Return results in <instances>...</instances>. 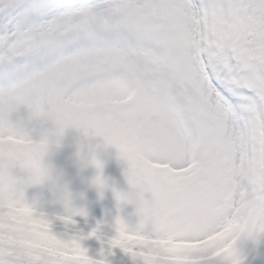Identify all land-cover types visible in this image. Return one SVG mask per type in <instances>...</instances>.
<instances>
[{
    "label": "snow or ice",
    "instance_id": "obj_1",
    "mask_svg": "<svg viewBox=\"0 0 264 264\" xmlns=\"http://www.w3.org/2000/svg\"><path fill=\"white\" fill-rule=\"evenodd\" d=\"M0 264H264V0H0Z\"/></svg>",
    "mask_w": 264,
    "mask_h": 264
},
{
    "label": "rangeland",
    "instance_id": "obj_2",
    "mask_svg": "<svg viewBox=\"0 0 264 264\" xmlns=\"http://www.w3.org/2000/svg\"><path fill=\"white\" fill-rule=\"evenodd\" d=\"M102 151L106 154L101 155L104 161L102 176L109 181L121 183V168L115 159V150L109 148ZM56 152L59 154L52 157V163L63 171L64 179L75 197V203L86 209L90 222L103 217L106 211L113 207L114 201L110 190H105L101 197L97 188L91 183L96 169L90 166L81 169L78 166L75 143L72 140H66Z\"/></svg>",
    "mask_w": 264,
    "mask_h": 264
}]
</instances>
